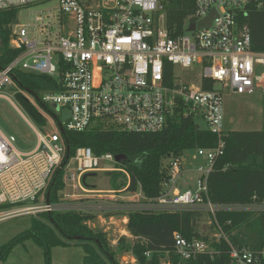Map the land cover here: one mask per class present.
Instances as JSON below:
<instances>
[{
  "label": "built area",
  "instance_id": "built-area-1",
  "mask_svg": "<svg viewBox=\"0 0 264 264\" xmlns=\"http://www.w3.org/2000/svg\"><path fill=\"white\" fill-rule=\"evenodd\" d=\"M44 1L0 0V11H19ZM56 1L55 9H37L31 21L11 25L9 44L17 56L0 69V92L14 85L11 73L15 69L55 78L57 89L39 91V102L28 100L43 117L42 110L49 112L55 130L49 135L39 133L37 146L29 152H18L13 146L15 138L0 133V205L19 207L0 211V220L55 210L88 213L85 205L47 201L46 188L57 167L64 168L65 181H76L72 187L83 175L102 168L103 162L113 164L110 170L125 173L114 154L97 155L87 146H78L68 158L64 131L82 132L110 123L126 132L154 133L177 111L191 116L195 123L202 120L205 129L216 136V143L191 149L196 161L193 170L180 162L182 154L172 160L169 178L161 182L162 193L155 200L121 204L115 210H197L216 224L210 237L215 241L226 238L216 222L217 212L259 208L256 204L213 203L208 177L225 149L224 92L250 95L257 89L264 93V52L252 50L250 29L243 19L248 5L260 7L262 0H194L184 30L175 35L165 24L164 0ZM210 14V24L199 26ZM191 23L195 26L189 30ZM174 66L194 68L196 83L176 74ZM50 104L58 106L60 114ZM63 109L68 117L61 120ZM185 163L192 164L188 159ZM71 166L74 173L67 171ZM190 172L194 175L183 176ZM40 196L42 204H24ZM95 218L104 223L102 216ZM173 240V248L164 252L161 264H179L202 253L213 255L201 239L188 240L174 233ZM121 260L135 263L128 255ZM226 264H264V245L230 244Z\"/></svg>",
  "mask_w": 264,
  "mask_h": 264
},
{
  "label": "trees",
  "instance_id": "trees-1",
  "mask_svg": "<svg viewBox=\"0 0 264 264\" xmlns=\"http://www.w3.org/2000/svg\"><path fill=\"white\" fill-rule=\"evenodd\" d=\"M262 2L260 7L248 5L243 16L250 29L251 48L257 52H264V0ZM193 8L194 0H164L165 24L172 35L184 30ZM17 12V9L0 11V69L17 56V50L9 44L11 25L16 20ZM11 77L16 86L32 93L38 102L39 91L57 89L56 79L47 75L15 69ZM16 96L33 121L45 124L44 117L28 99L18 94ZM63 136L68 158L78 146L90 147L97 155L105 152L125 155L128 161L121 169L125 171L126 177L122 172H115L113 175L115 178L120 175L127 178L125 191L133 194L139 191L145 202L153 201L161 195V182L169 178L172 160L178 158L185 150L211 147L216 143L215 135L201 129L191 116L177 111L168 118L162 130L154 133H131L110 123H100L82 132L64 131ZM223 140L224 153L216 160L208 177L210 200L215 204L259 206L258 209L217 212L216 222L226 238L215 241L204 234V231H201L203 228L213 231L216 224L211 222L206 225L204 218H211L197 210L157 211L141 208L119 211L126 217L125 231L132 240L127 243L125 238L121 237L115 250L110 248L107 237L101 230L86 224L87 221L95 219V214L74 209L55 210L36 213L39 219H32L29 229L1 244L0 264H5L10 250L26 239H33L43 249L48 261L52 246L66 244L56 233L66 239L83 242L85 254L82 264H120L117 255H128L134 258L135 264H161L164 252L173 248L174 233H179L188 240L201 239L213 250L212 256L202 253L193 259L180 261L179 264H226L230 244L252 248L263 246L264 128L225 130ZM64 161H67V158ZM63 177L64 168H55L46 188L49 203L61 202ZM113 186L118 187L115 183ZM6 209H10V205H0V211ZM249 230H256V236L251 237ZM88 241L94 242L102 254L89 246Z\"/></svg>",
  "mask_w": 264,
  "mask_h": 264
},
{
  "label": "rangeland",
  "instance_id": "rangeland-1",
  "mask_svg": "<svg viewBox=\"0 0 264 264\" xmlns=\"http://www.w3.org/2000/svg\"><path fill=\"white\" fill-rule=\"evenodd\" d=\"M262 3L260 6H262ZM57 5L58 1L47 0L43 3L31 5L29 8H21L17 12L15 21L16 23L25 24L32 20L37 9L48 11L55 9ZM173 70L181 77L191 79L193 82L196 80L194 68L187 69L174 66ZM0 93L2 94L0 96V133L7 137L13 136L15 138L13 146L18 152L31 151L37 146L39 133L49 135V133L55 130V124L52 123L47 110H42L43 114L46 115V117L44 116L45 124H38L27 115L18 102L16 94L32 101L35 99L32 93L20 89L15 84ZM38 93L37 96L41 97L40 92ZM263 102L264 93L257 91V89L250 95H237L224 92V130H256L264 128ZM49 107L54 113L60 114L59 110L55 108V104H50ZM196 123L201 129L206 128L202 120H197ZM193 155L194 151L188 149L180 157V162L190 170L194 169L193 165L196 163ZM185 159L191 161L192 164H186ZM112 165L110 162H103L102 168L92 171L84 177L82 176L79 182L75 184L76 187H72V184L76 182L75 180H73L74 182L64 180L63 195L59 203H64L67 206L81 207L85 205L89 212H93L96 217L102 216L104 223H99L98 219L95 218L92 223H88V226L101 230L106 235L110 248L116 250L117 246H115V243L121 237H124L127 243H130L132 240L125 231V217L122 212L115 210L116 206L121 204H144L145 201L139 191L135 194L125 191L127 178H124L123 175L115 178L113 173L122 171L117 168L110 170ZM68 170L70 173H74L72 166L71 168H67ZM122 173L125 175L124 172ZM190 175H194V172L183 174L187 178ZM113 183L118 187L114 188ZM32 203L28 201L24 204L29 205ZM42 203V197L40 196L36 204ZM18 209L19 207H13L4 211ZM34 218L39 219V216L36 213H22L17 216H6V218L0 220V245L8 242L18 233L29 229ZM41 220L46 222L44 219ZM209 221L207 217L204 218L206 225L210 224ZM211 230L203 228L201 231H204L203 233L209 236L213 232ZM255 232L256 230H249L248 234L251 237H255ZM56 236L65 241L66 244L52 246L48 261L43 249L33 239H26L16 244L10 250L5 264H82L85 254L83 242L81 240L66 239L59 233H56ZM87 244L95 251L101 253L99 247L94 242L88 241ZM121 257L117 255L120 264H123ZM107 263L110 264L109 262Z\"/></svg>",
  "mask_w": 264,
  "mask_h": 264
},
{
  "label": "water",
  "instance_id": "water-1",
  "mask_svg": "<svg viewBox=\"0 0 264 264\" xmlns=\"http://www.w3.org/2000/svg\"><path fill=\"white\" fill-rule=\"evenodd\" d=\"M210 21H211V14L208 17H206L204 20L200 21L199 22V26L209 25L210 24ZM194 26H195L194 23H191L189 25L188 29L189 30H192L194 28ZM55 108L58 109V106L55 105ZM61 112H62L61 120L66 119L68 117V111H67V109H63ZM115 160L118 163L122 164V165H125L127 163V161H128L127 157L125 155H123V154H116L115 155ZM181 184H182V188L183 189L187 187L186 184H185V179H182L181 180Z\"/></svg>",
  "mask_w": 264,
  "mask_h": 264
}]
</instances>
